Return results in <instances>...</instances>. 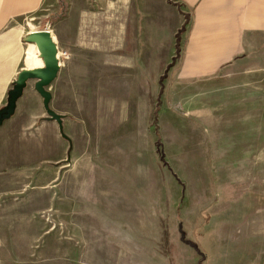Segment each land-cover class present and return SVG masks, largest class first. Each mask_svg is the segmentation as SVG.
Here are the masks:
<instances>
[{
    "label": "rangeland",
    "instance_id": "obj_1",
    "mask_svg": "<svg viewBox=\"0 0 264 264\" xmlns=\"http://www.w3.org/2000/svg\"><path fill=\"white\" fill-rule=\"evenodd\" d=\"M64 73L0 110V264H232L241 219L264 260V72Z\"/></svg>",
    "mask_w": 264,
    "mask_h": 264
},
{
    "label": "crops",
    "instance_id": "obj_2",
    "mask_svg": "<svg viewBox=\"0 0 264 264\" xmlns=\"http://www.w3.org/2000/svg\"><path fill=\"white\" fill-rule=\"evenodd\" d=\"M44 17L57 51L69 54L51 93L71 65L153 82L168 73L192 80L237 61L264 72V0H0V110L21 71L44 67L27 39ZM27 83L16 108L24 97L41 100L35 79ZM239 223L228 245L239 254L232 264H264L257 245L242 242L248 229Z\"/></svg>",
    "mask_w": 264,
    "mask_h": 264
},
{
    "label": "water",
    "instance_id": "obj_3",
    "mask_svg": "<svg viewBox=\"0 0 264 264\" xmlns=\"http://www.w3.org/2000/svg\"><path fill=\"white\" fill-rule=\"evenodd\" d=\"M40 31L42 33L32 31L27 36V39L35 43L45 67L31 71H24L19 76L14 90L9 94V108L13 106L15 99L21 93L22 88L26 85V81L29 79H37L35 88L42 96H44L45 101L50 97L49 93L44 88L54 79L58 70V63L55 57L57 49L51 39L50 32L46 29H41Z\"/></svg>",
    "mask_w": 264,
    "mask_h": 264
},
{
    "label": "bare ground",
    "instance_id": "obj_4",
    "mask_svg": "<svg viewBox=\"0 0 264 264\" xmlns=\"http://www.w3.org/2000/svg\"><path fill=\"white\" fill-rule=\"evenodd\" d=\"M34 32H37V33H42L40 30H39V31H34Z\"/></svg>",
    "mask_w": 264,
    "mask_h": 264
},
{
    "label": "built area",
    "instance_id": "obj_5",
    "mask_svg": "<svg viewBox=\"0 0 264 264\" xmlns=\"http://www.w3.org/2000/svg\"><path fill=\"white\" fill-rule=\"evenodd\" d=\"M46 30H48V29H46ZM49 31V30H48Z\"/></svg>",
    "mask_w": 264,
    "mask_h": 264
}]
</instances>
